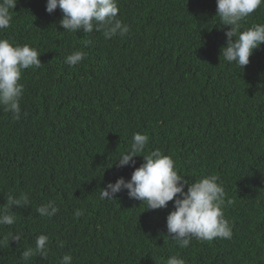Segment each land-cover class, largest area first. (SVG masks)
<instances>
[{
  "label": "trees",
  "instance_id": "trees-1",
  "mask_svg": "<svg viewBox=\"0 0 264 264\" xmlns=\"http://www.w3.org/2000/svg\"><path fill=\"white\" fill-rule=\"evenodd\" d=\"M45 6L17 0L10 27L0 31V38L36 48L42 63L22 71L21 118L0 106V207L22 193L30 201L12 207L13 225H0V264H59L65 254L72 264H167L177 254L185 264H264L262 44L243 68L213 57L214 39L225 47L230 27L216 16V0H118L117 18L129 32L111 39L64 31L61 10L49 14ZM262 22L264 5L243 29ZM77 50L86 58L65 64ZM221 71L225 83L201 93L203 73ZM137 132L149 136L146 151L170 155L189 184L219 177L231 239L193 238L180 248L166 236L173 202L145 210L127 190L100 199L107 182L130 179L143 162L115 163ZM48 202L58 211L40 216ZM77 209L83 215L75 216ZM41 234L49 237L47 258L23 260Z\"/></svg>",
  "mask_w": 264,
  "mask_h": 264
},
{
  "label": "clouds",
  "instance_id": "clouds-1",
  "mask_svg": "<svg viewBox=\"0 0 264 264\" xmlns=\"http://www.w3.org/2000/svg\"><path fill=\"white\" fill-rule=\"evenodd\" d=\"M17 0H0V31L10 27L11 12L16 7ZM261 5L264 0H216V16L223 25L230 26L225 32L226 46L214 39V56L222 57V62H235L243 68L248 65L249 58L255 49L264 51V22L245 28L242 22ZM59 8L62 18L59 23L64 31L76 33L102 32L105 39L117 35L124 36L129 32V26L118 19V0H46L45 10L51 14ZM91 41H85V45ZM40 53L27 44L20 45L0 38V106L9 112L13 119L21 118L20 101L24 86L20 83L22 71L41 67L38 58ZM86 58L81 50L72 52L65 57L64 63L76 66ZM227 73L205 74L202 76L206 94L224 84ZM149 136L134 133L130 148L122 152L116 160V167H134L137 156L143 157L139 167H134L131 177L116 179L114 183L107 182L101 189L100 199H114L117 193L127 190L130 199L146 203L145 210L165 208L168 202H173V211L166 217L167 237L177 243L180 248H187L193 238L211 241L214 238L231 239L232 228L224 216L226 192L217 175L204 176L192 184L178 173L175 162L170 155L163 154L159 149L146 151ZM233 201L227 199V204ZM29 196L22 193L19 198L9 197L8 202L0 207V225H13L16 214L13 206L27 207ZM40 216L51 217L58 209L48 202L37 209ZM83 215L82 209H77L75 216ZM10 240L19 242L20 234H9ZM63 247V244H60ZM49 252V237L45 234L37 236L34 247L26 248L22 259L28 261L34 256L47 258ZM73 257L65 254L59 259V264H72ZM162 264H166L164 261ZM167 264H185L178 254L170 256Z\"/></svg>",
  "mask_w": 264,
  "mask_h": 264
}]
</instances>
